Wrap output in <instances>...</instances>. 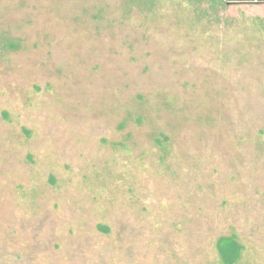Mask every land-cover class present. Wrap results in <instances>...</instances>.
I'll return each mask as SVG.
<instances>
[{"label": "rangeland", "instance_id": "374dc122", "mask_svg": "<svg viewBox=\"0 0 264 264\" xmlns=\"http://www.w3.org/2000/svg\"><path fill=\"white\" fill-rule=\"evenodd\" d=\"M264 264V4L0 0V264Z\"/></svg>", "mask_w": 264, "mask_h": 264}, {"label": "trees", "instance_id": "16d2710c", "mask_svg": "<svg viewBox=\"0 0 264 264\" xmlns=\"http://www.w3.org/2000/svg\"><path fill=\"white\" fill-rule=\"evenodd\" d=\"M215 247L219 264H238L242 257L243 246L235 235L218 238Z\"/></svg>", "mask_w": 264, "mask_h": 264}, {"label": "flooded vegetation", "instance_id": "af4514ba", "mask_svg": "<svg viewBox=\"0 0 264 264\" xmlns=\"http://www.w3.org/2000/svg\"><path fill=\"white\" fill-rule=\"evenodd\" d=\"M218 3L228 5H258L264 4V0H217Z\"/></svg>", "mask_w": 264, "mask_h": 264}]
</instances>
